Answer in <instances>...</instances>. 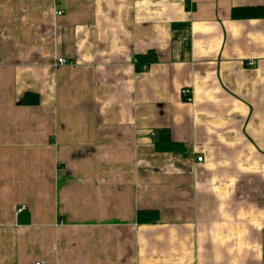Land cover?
<instances>
[{
	"label": "crops",
	"instance_id": "1",
	"mask_svg": "<svg viewBox=\"0 0 264 264\" xmlns=\"http://www.w3.org/2000/svg\"><path fill=\"white\" fill-rule=\"evenodd\" d=\"M253 6L0 0V264H264Z\"/></svg>",
	"mask_w": 264,
	"mask_h": 264
},
{
	"label": "trees",
	"instance_id": "2",
	"mask_svg": "<svg viewBox=\"0 0 264 264\" xmlns=\"http://www.w3.org/2000/svg\"><path fill=\"white\" fill-rule=\"evenodd\" d=\"M232 16L236 18H254L264 16V7H238L232 10ZM141 68V66H139Z\"/></svg>",
	"mask_w": 264,
	"mask_h": 264
},
{
	"label": "built area",
	"instance_id": "3",
	"mask_svg": "<svg viewBox=\"0 0 264 264\" xmlns=\"http://www.w3.org/2000/svg\"><path fill=\"white\" fill-rule=\"evenodd\" d=\"M60 13V12H59ZM57 62L59 64H63V63H66V59L64 58H58L57 59ZM141 68L142 69H146L147 68V64L146 63H141ZM181 94H182V97L184 98V100L186 101H192V95L190 93V90L188 88H185V89H182L181 90ZM203 160V157L202 156H198L197 157V161H202ZM24 206H22L20 209H23ZM36 264H42V262H37Z\"/></svg>",
	"mask_w": 264,
	"mask_h": 264
}]
</instances>
